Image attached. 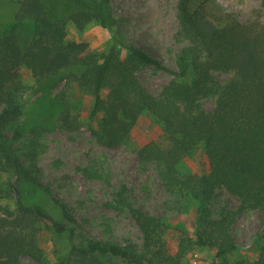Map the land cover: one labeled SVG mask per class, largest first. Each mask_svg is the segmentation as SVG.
Returning <instances> with one entry per match:
<instances>
[{
  "label": "trees",
  "instance_id": "trees-1",
  "mask_svg": "<svg viewBox=\"0 0 264 264\" xmlns=\"http://www.w3.org/2000/svg\"><path fill=\"white\" fill-rule=\"evenodd\" d=\"M176 18V39L184 44L175 72L113 32L111 0H19L12 21L0 25V264H20L22 257L47 264H183L195 248L212 251L208 264H264V0L246 21L216 0H177ZM68 22L80 30L97 23L110 33V46L97 54L85 42L66 41ZM22 68L39 81L65 80L53 120L61 130L75 132L82 125L72 112L78 98L70 101L68 92L75 88L88 96V119L97 121L91 132L102 146L126 145L138 119L148 115L161 135L137 149V158L156 166L170 194L194 205L193 234L181 231L171 241L166 220L133 206L123 191L113 193L110 206L126 211L141 233L140 244L102 241L83 228L71 208L39 181L41 127L23 122L17 100ZM143 68L178 80L156 97L138 77ZM216 73L231 78L219 84ZM211 96L214 107L204 111L200 100ZM8 128L10 138L4 133ZM27 133L30 138L18 146ZM199 152L207 169L182 172ZM27 189L47 194L57 215L28 203ZM217 191L235 197L237 210H213ZM245 211L263 218L254 239L257 257L229 261L238 248L232 225ZM44 233L56 245L51 263L39 244Z\"/></svg>",
  "mask_w": 264,
  "mask_h": 264
},
{
  "label": "rangeland",
  "instance_id": "rangeland-1",
  "mask_svg": "<svg viewBox=\"0 0 264 264\" xmlns=\"http://www.w3.org/2000/svg\"><path fill=\"white\" fill-rule=\"evenodd\" d=\"M177 0H111L115 18L113 32L123 40L132 42L169 68L177 70L176 58L184 43L176 39L178 22ZM226 10L234 12L241 21L254 18L260 9V0H216ZM19 0H0V25L9 24L17 9ZM66 41L85 42L89 50L97 54L105 52L111 44L110 33L91 22L83 29H77L68 22L65 27ZM138 77L143 86L154 96H159L163 86L178 80L173 74L151 68L139 70ZM21 90L17 100L22 106L23 122L32 127L33 122L41 128L36 136L39 153L36 165L39 181L49 192L67 204L76 221L88 232L102 241L125 245L140 244L141 233L125 210L110 206L113 193L123 191L126 200L145 213L162 217L168 224V238L175 242L181 231L190 236L195 230V208L186 198L170 194L161 184L156 166L141 163L136 150L156 140L161 131L148 115L141 116L133 127L130 141L126 145L108 148L99 144L91 130L97 128V121L88 119L90 98L81 95L75 88L68 94L76 96L72 110L81 122V128L67 132L57 128L53 122L61 110V95L65 93L64 79L36 80L22 68ZM219 84L226 83L230 73H216ZM79 94V95H78ZM68 96V95H67ZM216 96L200 100L204 111H211ZM76 107V109H75ZM27 119V121H26ZM11 137L9 128L4 132ZM28 133L21 146L29 139ZM201 166L207 169L203 153H197L187 160L182 172H197ZM27 202L44 207L57 215L44 192L27 189ZM6 205L5 203H2ZM11 207V203H7ZM238 200L224 191H217L212 201L213 210L225 208L236 211ZM263 218L258 211H245L237 215L232 225V235L237 250L228 255L229 261L257 257L254 245L256 234L261 230ZM44 257L51 263L52 251L56 248L53 238L44 233L39 239ZM212 251L195 248L190 251L183 264H208ZM20 264H47L22 257Z\"/></svg>",
  "mask_w": 264,
  "mask_h": 264
}]
</instances>
